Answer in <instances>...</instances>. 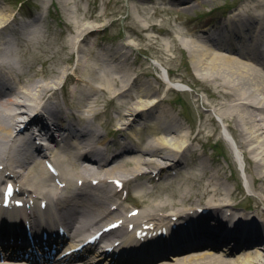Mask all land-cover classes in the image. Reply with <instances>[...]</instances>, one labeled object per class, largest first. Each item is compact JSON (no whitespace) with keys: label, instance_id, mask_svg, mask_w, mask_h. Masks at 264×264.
Wrapping results in <instances>:
<instances>
[{"label":"bare ground","instance_id":"6f19581e","mask_svg":"<svg viewBox=\"0 0 264 264\" xmlns=\"http://www.w3.org/2000/svg\"><path fill=\"white\" fill-rule=\"evenodd\" d=\"M60 1L67 5L69 0ZM186 2L187 0L175 1L178 5ZM186 6L195 8L191 3ZM262 10H264V0H247L246 4H240L227 15L226 21H222L224 29L232 32L234 27L259 29V34L253 33L251 43L239 45L234 42L242 40L238 34L234 36V33H224L225 31L221 30L216 35L213 28H207L202 24L186 30L184 33L186 39L182 41L178 38V34H182L180 31H172L171 35L176 44L186 51L193 70L214 87L217 98L209 116L215 115L226 123L227 131L244 156L246 162L244 172L248 175L251 188H256V194L264 204V13ZM11 16L13 17L10 19ZM33 16L32 23L28 24L10 11L3 14L0 8V173L10 170L11 174L7 176L18 181L23 192L29 193L30 196L39 199L57 196L54 194L53 176L39 165L38 157H42L43 151L40 149L33 152L30 146L26 147L27 132L16 133L15 126L24 122L28 129L32 125L44 128L47 120H62L68 116L71 120L69 137H63V146L52 143L49 148L50 154L60 168L58 177H66L74 181V187L63 189L64 195L61 197L64 201L60 202V206L61 208L70 206L69 211L76 215L80 211H90L88 212L90 218L97 211L101 216L107 209L106 202L112 200L114 195L119 198L120 194H124L132 184L138 193L145 191L138 181L139 176L150 178V173L163 176L168 169L180 167L184 162V150L190 145L189 142L187 143L190 131L185 134L177 133L182 126L161 107L160 98L153 97L154 99L149 102L142 100L144 97L149 98L153 91L146 82L136 77L138 95H130L126 100L135 103L117 106L119 121L127 120L115 127L123 131L130 130L141 122L144 115L147 119L149 114L156 113V118L163 122L162 126L155 127L151 132L157 137L152 139L142 137L135 141L132 135L134 137L136 135L134 133L130 135L128 131V136H131L129 139L124 136L125 138L115 141L99 135L92 119L98 116L100 108L92 105L90 100L96 102L94 93L109 94L114 99L123 97L132 89V84H129L131 75L125 81L123 78L124 75L129 74L124 73L129 51L118 44H110L101 47L99 55L94 54L85 58L82 56L87 45L84 41L94 33V30L86 25L69 26L71 31L69 46L71 53L77 54L75 70L78 69L80 74L76 79L83 83L82 87L73 86L70 89L71 97L72 100L77 99L80 105L84 104L83 99H86V96L89 97L80 110L77 107L73 109L74 104L71 102L68 105L67 102L70 100L67 99L64 100L66 105L63 106L54 94L55 89L63 81V75L69 71L66 68L71 65V59L64 60L66 68L59 69L49 77L27 78L26 73L21 70L19 52L12 47L16 37H20L26 44L29 42L30 45L41 41L40 36L44 35L45 31L40 26L37 29L35 23L44 18V15L35 13ZM47 32L50 34L53 31L49 29ZM42 41L48 42V36L45 35ZM110 50L113 52L111 55L108 54ZM121 72L124 74L119 76ZM116 76L123 82L124 90L123 87L114 86L111 82V77ZM156 111L159 113L157 114ZM59 129L61 131L62 128ZM170 136L174 137L170 139ZM235 152L238 154L236 150ZM239 156L236 157L237 160ZM207 167L210 170L206 173L205 205L192 200L189 184L185 182L187 184L183 186L185 193L181 196L174 194L177 200L157 198L152 203V207H143L142 212L134 214L131 218L137 225L142 223L143 218H148L161 229L169 225L171 221L169 217L176 215L175 222L181 231L178 232L176 229L170 233H174L178 241L189 236L186 226H183L184 221L195 223L200 234L212 235L214 237L212 242L198 246L196 248L199 250L198 253L186 256L190 261L200 257L208 263L216 262L217 254L214 248H218V245L227 247L226 241L232 240L228 244L230 250H235L233 243L240 244L238 255L232 264H264V244L258 241L260 236L264 238V217H260L263 213L254 212L255 217L248 219L243 211L233 210L231 200L234 193L227 184L223 183L224 186H221L218 173L213 171L211 165L208 164ZM219 176L221 177L220 174ZM77 179H82L85 187H79L77 182L75 183ZM115 179L121 180L123 185L112 183L111 181ZM95 193H97L96 197L90 200V195ZM157 195H160L158 191ZM203 208H206V213L200 211ZM227 209L230 213L228 216L222 212ZM90 221L91 219L83 220L76 230L80 232L87 229L93 222ZM182 233L185 235H180ZM218 241L221 243L217 244ZM259 249H262L263 253L259 252ZM167 263L170 262L165 260L160 264ZM180 264H189V262Z\"/></svg>","mask_w":264,"mask_h":264},{"label":"rangeland","instance_id":"374dc122","mask_svg":"<svg viewBox=\"0 0 264 264\" xmlns=\"http://www.w3.org/2000/svg\"><path fill=\"white\" fill-rule=\"evenodd\" d=\"M175 1L69 0L67 5H64L60 0H0V8L3 14L10 11L28 24L32 23L33 14L44 15V18L35 23L37 29L40 26L45 31L44 35L40 36V42L36 41L35 44L30 45L29 42L26 44L20 37H16V42L12 44L13 49L19 52L21 70L26 73L27 78L49 77L57 73L59 69L66 68L64 60L68 58L71 59V65L66 70H73L77 54L76 52L71 53L70 50L69 26L86 25L94 30V33L84 41L87 45L82 56L85 58L94 54L99 55L100 48L110 44H118L129 51V57L124 66L126 67L124 73L129 74L124 75L123 78L125 81L131 75L129 84H132V89L123 97L114 99L109 94L94 93L97 98L96 102L90 100L92 105L105 111L93 121L99 133L104 134L108 139L113 138L115 141L123 139L122 134L129 139L131 136H128V131L130 135L133 133L136 135V137L132 135L135 141L142 137L156 138L157 135L151 134L152 130L163 125V122L159 121L158 117L156 118V113H151L147 119L144 115L141 122L130 130H114L120 122L127 120L119 121L117 106H125L127 103L134 104L132 100L129 102L126 100L130 98V95H138L136 79L130 83L133 75L138 77V80L146 82L153 91L152 96L144 97L142 100L149 102L154 99L153 97L160 98L161 107L176 118L177 123L182 126L177 133L185 134L190 131V138L187 141L190 145L187 146V150H184L188 165L181 169L175 177L159 182L157 187L159 196H156L155 192L149 195L144 179L139 178L138 181L142 183L145 191L140 194L132 185L130 193L132 202L152 205L157 198L177 200L174 194L178 196L184 194L186 190L183 186L187 185L185 182H188L192 200L205 205L206 173L210 170L207 167L209 164L213 171L218 173L221 186H224L223 183L227 184L234 193L231 200L235 205L233 210L243 211L242 206H249L256 214L263 213L260 215L263 218L264 204L256 194V188H251L248 175L244 172L246 162L243 154L227 131L226 123L215 115L209 116L215 98H217L214 87L193 70L187 59L186 51L176 44L171 35L172 31H180L182 34H178V38L182 41L186 39L184 34L186 30L201 24L217 32L223 27L227 15L240 4H246L247 0H187L182 5L176 4ZM188 3L194 5L195 8L186 6ZM262 11L264 13V10ZM49 29L53 31L50 34L47 32ZM45 35L48 36V42L42 41ZM108 54L111 55L113 52L110 50ZM77 73H79L78 69ZM124 73H119V76ZM116 77L118 81L121 80L118 76ZM78 85L77 82L76 84L71 81L65 82L67 94L63 93V100H70L67 104L71 102L74 104L73 109L77 107L80 110L89 96L83 99L84 104L82 105L77 99L72 100L70 89ZM118 87H123V82ZM56 94L59 96L60 92L57 91ZM172 137L174 136L169 138ZM237 156H239L238 160ZM39 165L42 167L41 163ZM195 179L200 181L198 180L197 183ZM259 238V243L264 244V238L261 236Z\"/></svg>","mask_w":264,"mask_h":264}]
</instances>
